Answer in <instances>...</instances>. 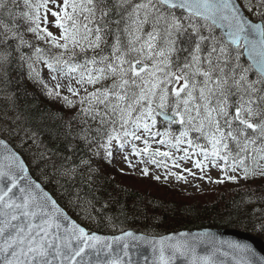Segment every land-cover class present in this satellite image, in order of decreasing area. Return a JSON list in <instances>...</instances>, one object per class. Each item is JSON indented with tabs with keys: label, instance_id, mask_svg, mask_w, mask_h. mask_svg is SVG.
Masks as SVG:
<instances>
[{
	"label": "snow or ice",
	"instance_id": "obj_1",
	"mask_svg": "<svg viewBox=\"0 0 264 264\" xmlns=\"http://www.w3.org/2000/svg\"><path fill=\"white\" fill-rule=\"evenodd\" d=\"M25 80L61 110L22 108ZM117 152L264 179V0H0V264H264L208 231L98 234L46 190L115 233L94 185ZM243 191L232 211L264 233V191Z\"/></svg>",
	"mask_w": 264,
	"mask_h": 264
},
{
	"label": "trees",
	"instance_id": "obj_2",
	"mask_svg": "<svg viewBox=\"0 0 264 264\" xmlns=\"http://www.w3.org/2000/svg\"><path fill=\"white\" fill-rule=\"evenodd\" d=\"M19 103L22 108L27 106L29 110H34L37 115L41 111L56 112L61 110L57 102L44 95L40 86L27 80L24 81L20 91ZM25 160L28 161L27 156H25ZM40 168H43V165ZM40 168L32 165L30 170L33 176L41 182L44 177L40 174ZM99 168L100 175L96 177L98 184L94 185V191L97 187L100 189L97 195L101 199L95 207L99 209L103 203L107 202L108 207L103 210V215L115 219L116 232H119L121 228H133L149 234H163L179 229L201 227L238 228L252 232L264 240V233L254 230L251 219L245 222L243 215H238L232 211V202L244 197V188L259 189L257 194H261V191H264V179H251L247 182L241 179L238 183L225 180L227 187L221 188L219 192L215 191L218 194L214 197L205 200L196 198L183 202L175 191L166 187L159 190L160 193H145L142 189L134 186L135 177L144 179L149 178V176L120 172L111 161L105 160L99 161ZM151 180L161 183L163 186L167 185L160 179L152 178ZM46 188L71 215L88 229L102 233H113L111 228L105 227L103 223L97 229L94 222L77 216L75 210L60 197L55 185H47ZM155 189L158 190V187ZM236 189H240V191H236ZM165 193L172 197H164ZM254 206L257 205H249L248 210L251 211ZM258 206L264 208V204Z\"/></svg>",
	"mask_w": 264,
	"mask_h": 264
},
{
	"label": "rangeland",
	"instance_id": "obj_3",
	"mask_svg": "<svg viewBox=\"0 0 264 264\" xmlns=\"http://www.w3.org/2000/svg\"><path fill=\"white\" fill-rule=\"evenodd\" d=\"M45 78L47 79V70L44 72ZM162 150H164L162 148ZM145 160L147 158H144ZM157 159H161L157 157ZM141 157H136L130 155L128 160L126 161L123 158V154L117 152L113 159H111V163L115 166L118 171L126 172L127 174H135V175H143L142 169L147 166L149 168V174L145 176H149V178H137L135 177L134 186L136 188L142 189L143 192H153L160 193L159 190H163L165 187L169 190H173L176 192V195L182 198L183 202L189 201L191 199L199 198V200H205L214 197L216 194L215 191H218L222 188L227 187V183L216 184L209 181V179H201V173L197 169H193L196 173V176H190L187 173H183L185 175V179L177 180L174 176L168 175L169 170L173 172L180 173V169H176L171 166V162L169 161V169H165L163 167H156L155 165H145L140 163ZM131 164V166H129ZM183 167L192 168L190 162H182ZM220 170L216 168L205 169V176L210 177L212 181L218 180L220 178ZM232 174V173H229ZM155 176H159L160 180L167 183V185H162L156 181L151 180ZM167 177V178H165ZM150 180V181H149ZM158 187V190L155 189ZM161 193H164L161 191ZM164 197H172L169 194L165 193Z\"/></svg>",
	"mask_w": 264,
	"mask_h": 264
},
{
	"label": "water",
	"instance_id": "obj_4",
	"mask_svg": "<svg viewBox=\"0 0 264 264\" xmlns=\"http://www.w3.org/2000/svg\"><path fill=\"white\" fill-rule=\"evenodd\" d=\"M32 178L36 179L33 176H32ZM127 230L133 231L137 235L144 234V233L132 230V229H127ZM201 231H208V232L214 233L217 237L225 239V240H236V241H241V242H247V243L251 244L256 249V251L258 253L264 255V241L260 237L256 236L253 233H250V232H247V231H244V230H240V229H235V228L204 227V228H196V229H190V230L183 229V230L168 232V233H165V234H162V235L178 234L180 232L197 233V232H201ZM98 234H102V233H98ZM117 234H119V233H117ZM102 235H112V234H102ZM145 235H148V234H145ZM162 235H158V236H156V235H148V236H155V237L158 238V237H160Z\"/></svg>",
	"mask_w": 264,
	"mask_h": 264
}]
</instances>
